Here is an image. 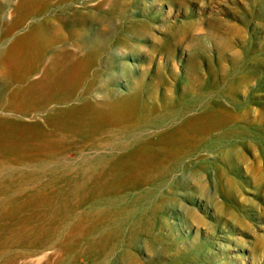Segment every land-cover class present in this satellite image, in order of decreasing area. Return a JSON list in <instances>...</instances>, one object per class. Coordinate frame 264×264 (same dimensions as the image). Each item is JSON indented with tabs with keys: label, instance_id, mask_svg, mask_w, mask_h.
<instances>
[{
	"label": "rangeland",
	"instance_id": "374dc122",
	"mask_svg": "<svg viewBox=\"0 0 264 264\" xmlns=\"http://www.w3.org/2000/svg\"><path fill=\"white\" fill-rule=\"evenodd\" d=\"M262 113L264 0H0V264H264Z\"/></svg>",
	"mask_w": 264,
	"mask_h": 264
},
{
	"label": "bare ground",
	"instance_id": "6f19581e",
	"mask_svg": "<svg viewBox=\"0 0 264 264\" xmlns=\"http://www.w3.org/2000/svg\"><path fill=\"white\" fill-rule=\"evenodd\" d=\"M32 32H34V31H32ZM30 34H31V32H30ZM38 39H39V38H38ZM23 40H24V39H23ZM32 41H33V40H32ZM37 41H38V40H37ZM37 41H36V42H37ZM22 42H23V41H22ZM33 42H34V41H33ZM39 43H40V42H39ZM39 43H38V44H39ZM15 44H16V43H15ZM15 44H14V45H15ZM20 44H21V43H20ZM35 44H36V43H35ZM38 44H37V45H38ZM32 45H33V44H32ZM34 47H36V46H34ZM26 48H27V47H26ZM32 48H33V47H32ZM15 49H16V48H15ZM34 49L37 50L36 48H34ZM35 50H34V51H35ZM25 51H26V50H25ZM10 52H11V51H10ZM13 52H14V51H13ZM32 52H33V51H32ZM38 52H39V51H38ZM21 53H22V52H21ZM21 55H22V54H21ZM30 55H31V53H30ZM35 55H36V54H35ZM19 56H20V55H19ZM22 58H23V56H22ZM16 60H17V59H16ZM16 60H15V61H16ZM19 61H20V60H19ZM25 61H26V60H25ZM19 63H20V62H19ZM20 64H21V63H20ZM22 64H23V63H22ZM24 66H25V65H24ZM82 67H83V66H82ZM81 69H82V68H81ZM84 71H86V69H85ZM78 72H79V70H78ZM18 73H19V72H18ZM42 73H43V72H42ZM46 73H47V72H46ZM43 74H45V73H43ZM45 75H46V74H45ZM18 80H19V79H18ZM19 82H21V81H19ZM19 82L17 81V83H19ZM33 82H34V81H33ZM36 82H37V81H36ZM249 82H250V77H249V75L243 76V77L239 78V79H238V80H237V81L231 86V91H233L235 94H237V93H242V92L244 93V92H245L244 86H245L246 84H248ZM15 83H16V82H15ZM15 83H14V84H15ZM14 84H13V85H14ZM21 84H22V82H21ZM28 84H29V83H28ZM30 84H31V83H30ZM38 84H39V83H38ZM11 85H12V84H11ZM13 85H12V86H13ZM16 85H17V84H16ZM17 86H18V85H17ZM7 87H8V85H7ZM19 87H20V86H19ZM30 87H31V86H30ZM32 87H33V85H32ZM8 88H9V87H8ZM31 89H32V88H31ZM27 92H29V91H27ZM9 93H10V91H9ZM83 105H84V104H83ZM84 107H85V106H84ZM97 107H98V106H97ZM253 107H254V106H253ZM215 108H217V107H215ZM218 108H219V107H218ZM221 108L226 109V110H228L229 112L231 111L229 108L224 107V106H223V107L221 106ZM256 108H257V107H256ZM256 108H255V109H256ZM82 109H83V108H82ZM89 109H90V108H89ZM97 109H99V108H97ZM87 110H88V109H87ZM90 110H91V109H90ZM212 110H213V109H212ZM215 110H216V109H215ZM100 111H101V110H100ZM104 111H105V110H104ZM213 111H214V110H213ZM73 112H74V111H73ZM91 112H92V111H91ZM207 112H208V111H207ZM209 112H210V111H209ZM217 112H218V111H216L215 114H216ZM224 112H225V111H224ZM246 112H247V111H246ZM246 112H243L241 115H239V116H237V117H242V116H243V118H244V117L246 116L244 119L248 120L247 115H245ZM93 113H94V112H93ZM95 113H96V112H95ZM105 113H106V112H105ZM203 113H204V112H203ZM212 113H213V112H211V114H212ZM236 113H237V112H236ZM250 113H251V111H250ZM89 114H90V113H89ZM205 114H207L206 111H205ZM208 114H209V113H208ZM213 114H214V113H213ZM247 114H248V113H247ZM71 115H72V114H71ZM96 115H98V113H97ZM101 115H102V114H101ZM101 115H100V116H101ZM234 115H235V114H234ZM204 117H205V116H204ZM206 117H207V116H206ZM215 117H216V116H215ZM251 117H252L253 119L264 120V113H262V114H260V115H254V116H251ZM88 118H89V117H88ZM88 118H87V119H88ZM100 118H101V117H100ZM112 118H113V117H112ZM196 118H197V117H196ZM199 118H200V117H199ZM202 118H203V117H202ZM216 118H217V117H216ZM211 119H212V116H211ZM219 119H220V118H219ZM46 120H47V119H46ZM85 120H86V119H85ZM189 120H190V119H189ZM194 120H195V119H194ZM242 120H243V119H242ZM242 120H241V121H242ZM246 120H245V121H246ZM101 121H102V120H101ZM195 121H196V120H195ZM211 121H212V120H211ZM211 121H210V122H211ZM219 121H220V120H219ZM98 122H99V121H98ZM186 122L188 123V120H187ZM193 122H194V121H193ZM215 122H216V121H215ZM88 123H89V122H88ZM100 123H101V122H99V124H100ZM190 123H191V122H190ZM211 123H212V122H211ZM3 124H5V123H3ZM50 124H51V123H50ZM214 124H215V123H214ZM51 125H52V124H51ZM85 125H86V124H85ZM100 125H101V124H100ZM183 125H185V123H184ZM196 125H197V124H196ZM209 125H210V123H209ZM212 125H213V124H212ZM2 126H3V125H2ZM2 126H1V127H2ZM7 126L9 127L10 125H7ZM101 126H102V125H101ZM192 126H195V125H193V123H192ZM200 126H201V125H200ZM12 127H13V126H12ZM46 127H47V125H46ZM195 127H196V126H195ZM16 128H17V127H16ZM16 128H15V129H16ZM30 128H32V127H30ZM33 128H34V127H33ZM181 128H182V127H181ZM196 128H197V127H196ZM196 128H195V129H196ZM205 128H206V127H205ZM208 128H209V127H208ZM1 129H4V128H1ZM1 129H0V130H1ZM24 129H25V128H24ZM38 129H39V128H38ZM182 129L185 130V128H182ZM10 130H11V129H10ZM26 130H27V129H26ZM31 130H32V129H31ZM34 130H36V128H34ZM50 130H51V129H50ZM184 130H183V131H184ZM2 131H3V130H2ZM38 131H39V130H38ZM47 131H48V130H47ZM47 131H46V132H47ZM52 131H53V130H52ZM52 131H51V132H52ZM191 131H192V130H191ZM10 132H11V131H10ZM22 132H23V131H22ZM29 132H30V131H28V133H29ZM43 132H45V131H43ZM53 132H54V131H53ZM103 132H104V131H103ZM103 132H102V133H103ZM196 132H197V131H196ZM199 132H200V131H199ZM0 133H1V132H0ZM5 133H6V132H5ZM54 133L56 134L57 132H54ZM98 133H99V132H98ZM102 133H100V134H102ZM183 133H184V132H183ZM191 133H192V132H191ZM200 133H202V132H200ZM11 134H12V133H11ZM29 134H30V133H29ZM37 134H41V133H37ZM96 134H97V133H96ZM8 135H9V134H8ZM14 135H15V134H14ZM57 135H58V134H57ZM94 135H95V134H94ZM1 136H3V135L1 134ZM1 136H0V137H1ZM26 136H28V135H26ZM29 136H30V135H29ZM31 136L33 137L32 132H31ZM31 136H30V137H31ZM52 136H53V135H52ZM52 136H51V137H52ZM87 136H88V135H87ZM98 136H99V135H98ZM190 136H191V135H190ZM4 137H5V136H4ZM9 137H10V136H9ZM37 137H38V136H37ZM47 137H48V136H47ZM54 137H55V135H54ZM57 137H58V136H57ZM193 137H195V135H193ZM2 138H3V137H2ZM15 138H16V137H15ZM65 138H66V137H65ZM7 139H8V137H7ZM28 139H32V138H28ZM44 139H46V138L44 137ZM88 139H89V137H88ZM91 139H93V138H91ZM172 139H173V138H172ZM1 140H2V139H1ZM4 140H5V138H4ZM41 140H43V139H41ZM50 140H53V139L50 138ZM5 141H6V140H5ZM34 141H35V140H34ZM36 141H37V140H36ZM57 141H58V140H57ZM91 141H92V140H91ZM91 141H90V142H91ZM103 141H104V140H103ZM19 142H20V141H19ZM19 142H18V143H19ZM28 142H29V141H28ZM31 142H32V140H31ZM31 142H30V143H31ZM41 142H42V141H41ZM85 142H86V141H85ZM21 143H22V142H21ZM170 143H172V142H170ZM2 144H3V146H4V144H6V143L4 142V143H2ZM2 144H0V145H2ZM24 144H25V143H24ZM66 144H67V143H66ZM96 144H97V143H96ZM12 145H13V143H12ZM16 145H18V144H16ZM21 145H22V144H21ZM92 145H93V144H92ZM98 145H99V144H98ZM6 146H7V145H6ZM22 146H23V145H22ZM58 146H59V145H58ZM144 146H145V145H144ZM8 147H9V146H8ZM8 147H7V148H8ZM11 147H12V146H11ZM51 147H52V146H51ZM51 147H48V148H51ZM139 147H140V146H139ZM18 148H19V145H18ZM20 148H21V147H20ZM26 148H27V147H26ZM26 148H25V150H27ZM53 148H56V147L53 146L52 149H53ZM150 148H151V146H150ZM144 149H145V148H144ZM144 149H143V150H144ZM147 149H149V148L147 147ZM147 149H145V150H147ZM151 149H152V148H151ZM16 152H17V151H16ZM18 152H23V151H22V150H20V151L18 150ZM18 152H17V153H18ZM150 152H151V151H150ZM148 153H149V151H148ZM145 154H146L147 157H148V154H147V153H145ZM150 154H151V153H150ZM152 154H153V153H152ZM250 156H251V155H250ZM140 157H141V156H140ZM147 157H146V158H147ZM150 157H151V155H150ZM150 157H149V158H150ZM2 158H3V157H2ZM126 158H127V157H126ZM128 159H129V158H128ZM137 159H138V158H137ZM139 159H140V158H139ZM141 159H142V158H141ZM4 160H5V158H4ZM16 160H17L16 162L19 163V162H18V159H16ZM144 160H146V159L144 158ZM148 160H149V159H148ZM150 160H151V158H150ZM114 161H115V160H114ZM127 161H128V160H127ZM20 162H21V161H20ZM131 162H132V161H131ZM112 163H113V162H112ZM114 163H115V162H114ZM148 163H149V162H148ZM148 163H147V164H148ZM152 163L154 164L155 162H152ZM152 163H151V164H152ZM240 163H242V164H245V163H246V164H245L244 175H245V176H248L249 178H252V177L255 175L257 169H260V160L258 159V157H257L256 155L254 156L253 161H251V159H250L249 157H247L246 155H243V156H241V158H240ZM149 164H150V163H149ZM149 164H148V165H149ZM132 165H133V163H132ZM137 165H139V164H137ZM145 165H146V164H145ZM135 166H136V165H135ZM146 166H147V165H146ZM149 166H150V165H149ZM149 166H147V167H149ZM151 166H152V165H151ZM113 168H114V167H113ZM131 168H132V167H131ZM132 169H133V168H132ZM132 169H131V170H132ZM134 169H135V168H134ZM119 170H120V169H119ZM119 170H118V172H119ZM120 171H121V170H120ZM121 172L124 173V172H126V171H121ZM128 173H129V172H128ZM128 173H127V174H128ZM115 174H117V173H115ZM111 179H112V178H111ZM125 179H126V178H125ZM7 185H9V184H7ZM9 186H10V185H9ZM10 187H11V186H10ZM8 190H9V189H8ZM8 190H7V191H8ZM10 190H11V189H10ZM11 191H12V190H11ZM40 192H42V191H40ZM35 193H36V192H34V195H35ZM42 193H43V192H42ZM42 193H41V194H42ZM44 193H45V192H44ZM55 195H57L56 192H55ZM17 196H18V195H17ZM51 196H52V195H51ZM53 196H54V195H53ZM33 197L35 198V197H38V196L35 195V196H33ZM56 198H57V197H56ZM31 199H33V198H31ZM21 200H22V199H21ZM33 200H34V199H33ZM49 200H50V199H49ZM51 200H52V199H51ZM56 200H57V199H56ZM8 201H9V200H8ZM16 201H17V200H16ZM16 201H15V202H16ZM29 202H30V201H29ZM9 203H10V202H9ZM54 203H55V202H54ZM29 204H30V203H29ZM49 204H50V203H49ZM24 205H25V203H24ZM28 206H29V205H28ZM45 207H46V206H45ZM54 207H55V206H54ZM16 208H17V207H16ZM45 209H47V208H45ZM10 211H12V210H10ZM13 211H15V209H14ZM8 212H9V211H8ZM27 213H28V212H27ZM15 214H16V212H14V215H15ZM20 216H21V215H20ZM40 219H41V218H40ZM45 219H46V218H45ZM31 221H32V220H31ZM57 221H58V220H57ZM30 223H31V222H30ZM43 224H44V223H43ZM43 224H42L41 226H43Z\"/></svg>",
	"mask_w": 264,
	"mask_h": 264
}]
</instances>
